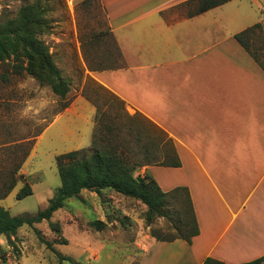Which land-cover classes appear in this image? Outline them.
Listing matches in <instances>:
<instances>
[{
  "label": "crops",
  "instance_id": "obj_1",
  "mask_svg": "<svg viewBox=\"0 0 264 264\" xmlns=\"http://www.w3.org/2000/svg\"><path fill=\"white\" fill-rule=\"evenodd\" d=\"M65 0L75 10L91 0ZM120 64L88 71L166 134L179 166L147 164L162 191H188L198 233L155 240L138 264H242L264 255V70L234 35L260 24L258 0H228L202 12L195 0H93ZM264 10V6H261ZM75 41L81 44L75 27ZM94 106L78 95L59 114ZM159 251L149 262L151 248ZM159 253V254H158ZM146 262V263H145ZM129 264V263H127Z\"/></svg>",
  "mask_w": 264,
  "mask_h": 264
},
{
  "label": "rangeland",
  "instance_id": "obj_2",
  "mask_svg": "<svg viewBox=\"0 0 264 264\" xmlns=\"http://www.w3.org/2000/svg\"><path fill=\"white\" fill-rule=\"evenodd\" d=\"M33 1L0 0V20L14 17L21 5ZM39 1L47 9L51 21L50 32L43 34L41 39L49 47L70 87L65 98L60 99L49 86H41L23 71L16 72L13 62L0 61V188L10 176L7 172L19 164L25 151L29 152L14 174V187L0 198V206L13 216H33L44 209L60 187L55 157L76 149L92 151L93 140L104 142L99 131L106 140L114 135L118 149L131 162L144 158L142 145L145 141L142 136L138 137L139 130L142 135L151 137L163 131L141 113L127 108L123 100L88 73L120 64L117 47L103 26L99 5L91 0L74 10L65 0ZM196 4L191 1L187 6L192 11ZM262 5L264 0H258L251 10L260 15L264 31ZM75 27L81 44L74 39ZM247 43L251 53L264 66V57L257 49L261 37L253 36ZM78 95L93 103L91 129L86 119L91 109L84 104L82 108L59 114L65 109L63 104L70 103ZM112 95L122 101V105H117ZM162 141L168 150L172 149L165 133ZM154 146L152 153L159 154L156 141ZM25 183L30 185L31 193L17 198L18 190ZM145 211L146 206L140 201L111 189L102 190L100 194L82 190L68 198L63 208L55 211L49 220L32 226L22 225L12 236L14 245L0 236V248L7 256L6 262L0 260V264H59L58 256H67L83 264H138L143 250L151 246L155 236L185 233L178 217L187 219L189 216L182 191L168 200L165 215L147 222ZM97 219L106 223L100 231L89 225ZM52 222L59 223L58 230L50 227ZM158 251L152 247L145 261L149 262L151 257L155 259ZM159 257L166 264H176V259L170 258L168 253H161ZM61 264L69 262L62 260Z\"/></svg>",
  "mask_w": 264,
  "mask_h": 264
},
{
  "label": "trees",
  "instance_id": "obj_3",
  "mask_svg": "<svg viewBox=\"0 0 264 264\" xmlns=\"http://www.w3.org/2000/svg\"><path fill=\"white\" fill-rule=\"evenodd\" d=\"M195 1L197 2L195 11L202 12L221 5L228 0ZM83 3H87V1L85 0ZM50 28L51 21L47 16V9L39 0L21 5L14 17L0 20V61L13 62L12 67L16 72L21 73L23 71L27 75L32 76L41 86H49L55 96L64 99L69 91L70 83L68 79L62 76L60 69L54 62L52 54L49 52V47L41 39L43 34L50 32ZM257 35L261 37V43L257 49L264 57V37L259 23L235 34L234 37L264 70V66L251 53L247 43L251 37ZM112 97L117 105H122V101L113 95ZM68 104V102H65L62 107L65 108ZM108 128L110 131L111 128ZM100 134L101 132L99 131V136L104 142L100 143V140L98 143L96 139L93 140L92 151L86 152L85 149H76L55 157L60 187L56 195L49 199L48 205L44 209L38 211L33 216H13L7 209L0 206V236H4L8 244L14 245L12 236L16 234L22 225L27 224L28 226H32L33 224L49 220L55 211L63 208L68 198L78 195L82 190H89L100 194L105 189H111L120 195L143 203L146 206L144 217L147 222L165 215L168 200L182 191L189 216L187 219H182L181 217H178V219H180L181 226L186 232L170 237H158L154 234L152 236H155V239L158 241L170 242L175 239H183L187 243L191 242V238L198 233V227L187 189L176 187L168 192H164L148 173L141 174L137 172L136 176L134 175L140 167L147 164L173 167L180 165L172 143H170L172 149L169 150L165 144H161L163 143L162 134L164 132L159 130L158 135L151 137L147 134L142 135V132L139 130L138 137L142 136L145 141L142 145L144 158L134 162H131L127 157L122 155V151L118 149L119 144L115 141L114 135L106 140L105 135L103 134L104 136L101 137L102 135ZM155 141L159 154L156 152L155 154L152 153L151 147L155 149ZM28 154L29 152L25 151L19 164L7 172L10 176L6 178V181L3 182L0 188V198L5 197L14 187L16 183L14 174L19 170ZM30 193V185L25 183L18 190L16 197L21 198ZM89 225L100 231L105 227L106 223L97 219L89 222ZM50 227L58 230L59 223L52 222L50 223ZM40 240L44 241L42 238ZM58 259L60 260L59 264H61L62 260L68 261L69 264H83L67 256H58ZM0 260L2 263H5L7 260L6 251L1 248ZM203 264L226 263L206 257L203 260ZM242 264H264V255Z\"/></svg>",
  "mask_w": 264,
  "mask_h": 264
}]
</instances>
